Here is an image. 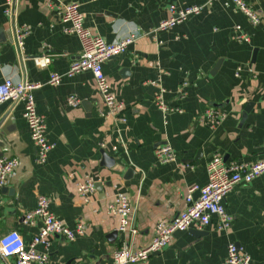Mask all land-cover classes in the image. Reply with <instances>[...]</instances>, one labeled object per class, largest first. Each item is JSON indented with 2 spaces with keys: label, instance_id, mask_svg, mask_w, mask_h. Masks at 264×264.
Returning a JSON list of instances; mask_svg holds the SVG:
<instances>
[{
  "label": "crops",
  "instance_id": "crops-1",
  "mask_svg": "<svg viewBox=\"0 0 264 264\" xmlns=\"http://www.w3.org/2000/svg\"><path fill=\"white\" fill-rule=\"evenodd\" d=\"M242 1L257 15V25L231 0H0V83L41 85L34 92L36 109L55 146L46 163L38 164L23 105H0V158L19 161L0 190V233L17 230L31 241L42 223L25 225L24 215L45 195L62 223L86 227L74 242L55 237L48 264H106L123 246L145 248L159 221L186 209L188 189L207 184L212 157L264 159V0ZM67 3L80 6L84 28L107 44L133 31L144 35L102 65L113 95L125 106L124 122L105 116L90 72L67 76L82 52L81 39L65 31L70 27L59 15ZM171 4L203 9L155 39L145 35L168 18ZM24 28L29 34L18 48L14 33ZM36 59L49 62L41 67ZM54 73L64 75L58 86L48 84ZM162 90L166 103L181 112L157 108ZM71 96L79 103L68 105ZM210 108L224 115L219 124L206 116ZM165 143L175 161L162 164L156 149ZM102 152L112 167L103 166ZM86 180L95 184L88 203L78 192ZM122 195L131 204L136 234L121 233L119 218L109 212ZM225 209L233 217L227 231L213 223L176 232L162 253L139 264H223L230 244L253 264H264V175L236 185Z\"/></svg>",
  "mask_w": 264,
  "mask_h": 264
},
{
  "label": "built area",
  "instance_id": "built-area-1",
  "mask_svg": "<svg viewBox=\"0 0 264 264\" xmlns=\"http://www.w3.org/2000/svg\"><path fill=\"white\" fill-rule=\"evenodd\" d=\"M215 0H208L210 5ZM240 11H242L253 25H257L259 19L257 15L247 7L242 0H231ZM12 3L9 1L10 8ZM5 10V14L11 16L10 9ZM203 6H189L178 8L171 4L168 8V18L145 35H151L154 39L157 34L170 31L175 27L185 23L190 17L198 15ZM62 23L68 24L71 31L76 33L81 39L82 52L79 58L73 62L67 72L68 77L90 72L95 79L97 89L102 101L107 109L105 116H117L121 121H125L122 112L124 104L113 95L107 77L103 72L102 65L105 61L123 55L127 47L137 39L144 36L140 31H133L126 38L115 44H107L99 37L92 35L84 28V19L77 3H67L60 8L59 12ZM239 30L240 27H237ZM29 34L27 28L15 30L14 42L18 48L23 46L24 39ZM159 44H162L159 41ZM48 59L40 61L36 59V64L43 67L48 63ZM64 75L54 73L50 76L48 84L58 86ZM183 87H187L186 83ZM41 88V85L31 84L26 81L14 83L11 79H6L0 83V105L4 103L22 104L23 118L28 125L31 141L36 149V162L44 165L49 153L54 149V145L48 141L47 125L44 119L37 113L34 92ZM165 91H160L155 97V104L159 110L167 113L181 112L179 109L171 108L165 101ZM79 103L78 99L71 96L68 105L73 106ZM206 116L212 124H219L224 115L216 109L210 108L206 111ZM157 160L162 164L175 161V155L169 144H162L156 149ZM19 161L15 158H0V190L6 185L8 177L18 168ZM207 184L204 186L194 185L188 189L185 198L186 209L175 216L170 221H159L154 230L152 241L139 250L128 247H121L112 254L111 261L106 264H139L147 261L152 255L162 253L171 243L176 232H183L197 227L203 230L213 223L219 231H227L233 223V217L226 212L225 201L232 189L240 184H249L260 176L264 175V159L256 162L225 161L222 156L216 155L206 166ZM78 192L85 203L90 201V196L95 192V184L86 180L78 184ZM52 200L50 197L40 195L37 199L36 207L24 215V224L34 226L36 222L42 223V228L27 242L23 235L12 230L0 233V263L1 264H48L49 251L52 247V240L60 237L69 242H74L77 237L85 233L86 227L78 223L74 228L62 223L52 211ZM119 218V231L125 233L132 230L133 210L129 199L122 195L114 199L109 210ZM216 218L214 222L213 219ZM42 248L43 250H39ZM223 264H253L251 257L242 252L235 244H230L227 248V256Z\"/></svg>",
  "mask_w": 264,
  "mask_h": 264
},
{
  "label": "water",
  "instance_id": "water-1",
  "mask_svg": "<svg viewBox=\"0 0 264 264\" xmlns=\"http://www.w3.org/2000/svg\"><path fill=\"white\" fill-rule=\"evenodd\" d=\"M248 111V109L246 110ZM102 164L105 167H112L113 166V162L112 159H110L105 152H102ZM196 234H201V233H196Z\"/></svg>",
  "mask_w": 264,
  "mask_h": 264
}]
</instances>
